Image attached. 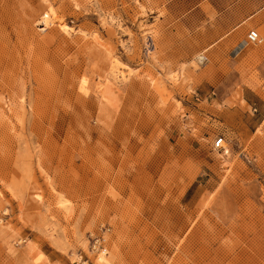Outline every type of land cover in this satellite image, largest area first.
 <instances>
[{"label":"rangeland","instance_id":"rangeland-1","mask_svg":"<svg viewBox=\"0 0 264 264\" xmlns=\"http://www.w3.org/2000/svg\"><path fill=\"white\" fill-rule=\"evenodd\" d=\"M36 252L264 264V0H0V264Z\"/></svg>","mask_w":264,"mask_h":264},{"label":"bare ground","instance_id":"bare-ground-1","mask_svg":"<svg viewBox=\"0 0 264 264\" xmlns=\"http://www.w3.org/2000/svg\"><path fill=\"white\" fill-rule=\"evenodd\" d=\"M48 12L50 13V16L52 17L51 19H52V21L50 22H45V25L47 26V25H51L52 24V22H56V15H55V12H54V10H53V8H50V9H48ZM45 17L47 18L48 17V13H45ZM57 23V22H56ZM57 24H59V26L63 29V30H65L66 31V33L68 32V29H69V27L68 26H66L65 24H63V23H61V22H58ZM45 30V29H44ZM201 59V58H200ZM115 70H117V69H115ZM121 72V71H120ZM105 85H107L108 86V84H105ZM109 87V86H108ZM103 88H104V90H103V93H101L102 94V98L105 100H107L108 99V96L109 95H111V90L110 91H108L107 90V87L105 88L104 86H103ZM110 93V94H109ZM109 94V95H108ZM111 97V96H110ZM114 97V96H113ZM109 100H111V98L109 99ZM109 100H107V101H109ZM106 101V102H107ZM112 102H113V100H112ZM108 104H109V102H107ZM112 104V103H111ZM116 104V103H115ZM116 105H114V107H115ZM31 247V249H33V246H30ZM36 254H37V252H36ZM33 255V254H32ZM33 257H35V256H33ZM40 258H41V256H39V253L37 254V257H35V260H34V264H40L41 262V260H40ZM100 262H102V261H104V258H102V259H100L99 260ZM44 263V262H43ZM104 264H106V262H104Z\"/></svg>","mask_w":264,"mask_h":264},{"label":"built area","instance_id":"built-area-1","mask_svg":"<svg viewBox=\"0 0 264 264\" xmlns=\"http://www.w3.org/2000/svg\"><path fill=\"white\" fill-rule=\"evenodd\" d=\"M246 43H252V44H257V43H260L262 41V38L260 37L259 33L257 30L255 29H250L247 33H246V39H245ZM204 59L203 60H206V56L203 55ZM102 239L103 237L102 236H99V237H96L94 239V243L92 245V248H100L101 245H102ZM79 264V263H77ZM80 264H89L88 261H83L82 263Z\"/></svg>","mask_w":264,"mask_h":264}]
</instances>
